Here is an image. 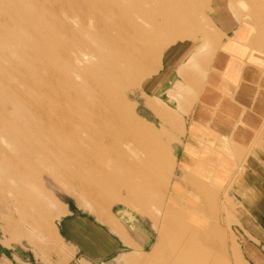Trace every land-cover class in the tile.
<instances>
[{
  "label": "rangeland",
  "instance_id": "1",
  "mask_svg": "<svg viewBox=\"0 0 264 264\" xmlns=\"http://www.w3.org/2000/svg\"><path fill=\"white\" fill-rule=\"evenodd\" d=\"M215 11L263 47L264 0H0V246L43 264H170L185 232L168 187L195 199L211 221L193 223L198 234L235 250L233 264H264V120L248 145L230 143V162L205 142L183 153L227 40ZM64 206L104 228L118 220L126 240L73 258L56 240Z\"/></svg>",
  "mask_w": 264,
  "mask_h": 264
},
{
  "label": "crops",
  "instance_id": "2",
  "mask_svg": "<svg viewBox=\"0 0 264 264\" xmlns=\"http://www.w3.org/2000/svg\"><path fill=\"white\" fill-rule=\"evenodd\" d=\"M215 12V22L224 30L227 40L222 44L224 47L213 54L203 88L190 108V125L183 153L189 152H185L188 144L192 147L193 144L198 146L200 142H205L208 146L204 151L206 155L220 152L222 155L217 157L230 162L234 159L230 143L239 148L248 145L264 120V45L254 49L243 43L241 40L250 32L245 25H235L230 13ZM190 135H193L192 140ZM207 157L206 163L210 162ZM224 162L222 167H226ZM62 210L55 214L58 217L63 212L58 233L55 227L56 240L58 244L61 239L70 244L73 258L77 254L84 261L107 258L115 254L119 247L115 236L127 238L118 220L111 221L109 225L103 223L106 229L85 215L74 214L67 206ZM15 246H0V264H43L31 252ZM65 255L62 254L60 264H67Z\"/></svg>",
  "mask_w": 264,
  "mask_h": 264
},
{
  "label": "bare ground",
  "instance_id": "3",
  "mask_svg": "<svg viewBox=\"0 0 264 264\" xmlns=\"http://www.w3.org/2000/svg\"><path fill=\"white\" fill-rule=\"evenodd\" d=\"M120 131L122 135L126 133L124 132L125 128L123 126L120 127ZM49 148H50L49 150H51V147ZM136 154H138V156L141 155L139 153H136ZM209 156L211 157V155ZM137 158L139 159V157ZM205 177H208V178L213 177L214 179L219 178L218 175L213 176L210 172L208 174L205 173ZM162 188H158L160 193H163V194L166 193V195L169 196L168 197L169 200H171L174 206L178 205L179 208L183 209V211H181V214L183 215L182 216L183 224L181 225V227L183 231L185 232V235H183L185 238V241H184L185 243L183 242V244L181 245L182 248H179V254L176 256L177 259H172V261L169 260L168 263L170 264H233V261H232L233 256L237 257L235 250L225 249L224 246H222V244L219 242L218 238L204 237L198 234L199 233L198 227L193 225V223H196V221L203 220L211 224V221L208 218V216L205 215V213L201 214L197 209L195 210L191 208V206L196 205L195 199L192 198L190 195H188L187 198H189V200L187 204L186 203L184 204L182 199L180 198L175 199L170 195L171 192L167 191L168 187H162ZM224 188H220V189L222 190ZM170 190L174 193L177 192V189H170ZM226 191L230 192L228 188H226ZM232 192L235 194H239L237 191L235 192L232 191ZM247 209H248L247 211H249L250 213H253V211L250 210L251 209L250 206H248ZM228 224H230V222ZM192 232H196L199 235L198 238L194 237L192 235ZM228 235L230 236V233Z\"/></svg>",
  "mask_w": 264,
  "mask_h": 264
}]
</instances>
